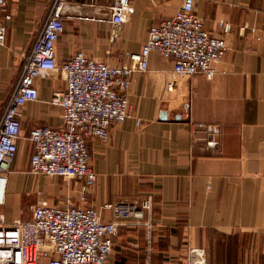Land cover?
<instances>
[{"label":"crops","instance_id":"crops-1","mask_svg":"<svg viewBox=\"0 0 264 264\" xmlns=\"http://www.w3.org/2000/svg\"><path fill=\"white\" fill-rule=\"evenodd\" d=\"M51 1L9 4L11 20L0 44V119ZM183 1L132 0L127 21L112 41L107 19L115 0H69L65 31L56 45L58 62L83 50L111 65L129 63L150 28L174 16ZM194 12L211 34L227 40L226 55L214 63L216 75L176 79L169 90L172 62L153 54L149 71L135 76L130 91L141 126L130 118L111 128L107 142H89L98 175L89 201L101 208L152 198L150 245L142 234L133 242L142 252L136 264L147 257L161 264L166 251L182 264L193 246L206 250L208 264H264V0H194ZM221 22L230 25L228 33ZM36 85L39 99L22 110V137L11 172L30 169L28 136L34 127L63 124L51 99L65 89L64 74L52 72ZM105 217L110 220V213Z\"/></svg>","mask_w":264,"mask_h":264},{"label":"built area","instance_id":"built-area-1","mask_svg":"<svg viewBox=\"0 0 264 264\" xmlns=\"http://www.w3.org/2000/svg\"><path fill=\"white\" fill-rule=\"evenodd\" d=\"M10 2L0 0L1 45L6 41L11 20L7 11ZM69 6V0L51 1L0 119V207L6 204L8 174L19 151L22 110L28 103L38 101L37 80L55 71L65 77V89L55 92L51 99L61 109L63 124H42L30 131V172L76 180L83 206L67 203L60 207L41 201L26 222H7L0 215V264H107L121 226H146L151 236V197L138 204L106 203L101 208L89 201L98 180L90 162L89 142H107L111 128L130 118L141 126L143 120L135 115L130 91L135 76L149 71L153 54L172 62L174 79L168 83L171 90L176 79L195 75L214 78V63L222 60L228 50L226 38L211 34L194 12V0H184L174 16L150 28L141 50L129 54V63L111 65L83 50L59 63L56 45L64 34ZM131 6L132 0H115L110 7L107 20L112 24V41L118 38L119 27L127 21ZM219 26L229 32L227 23ZM194 126L206 129L203 124ZM209 143L213 147L217 144L214 138ZM106 213H110V220ZM146 264H150L149 258ZM183 264H208L206 250L190 248Z\"/></svg>","mask_w":264,"mask_h":264},{"label":"rangeland","instance_id":"rangeland-1","mask_svg":"<svg viewBox=\"0 0 264 264\" xmlns=\"http://www.w3.org/2000/svg\"><path fill=\"white\" fill-rule=\"evenodd\" d=\"M24 160L27 164L28 153ZM78 190L79 182L76 180L32 174L28 165L22 170H14L13 168V171L10 174V181L8 179L6 204L0 207V215H3L7 222H11L15 219H21L26 222L31 219L34 207L41 201H46L49 205H64L71 203L75 206H83L80 199V191ZM141 228L145 231L141 230ZM141 234L144 239H146V246L147 242L150 244L151 236L147 234L146 226H121L115 237L113 251L107 264H118L120 262L124 264H136L137 261H139V255L142 252L135 251L138 246L133 242L135 240L137 242V239H140L139 237H141ZM193 247L187 248L188 251ZM148 249H150L149 246ZM147 252L149 253L150 251L147 250ZM147 258L145 256V259ZM174 258L175 256L170 255V253L166 251L161 264H176L173 262ZM146 263L145 260L143 264ZM152 263L153 262L151 261L150 264ZM140 264H142V262ZM177 264L179 263L177 262Z\"/></svg>","mask_w":264,"mask_h":264},{"label":"water","instance_id":"water-1","mask_svg":"<svg viewBox=\"0 0 264 264\" xmlns=\"http://www.w3.org/2000/svg\"><path fill=\"white\" fill-rule=\"evenodd\" d=\"M163 115L165 116L166 115V112H163ZM163 119H165V117H163Z\"/></svg>","mask_w":264,"mask_h":264},{"label":"trees","instance_id":"trees-1","mask_svg":"<svg viewBox=\"0 0 264 264\" xmlns=\"http://www.w3.org/2000/svg\"><path fill=\"white\" fill-rule=\"evenodd\" d=\"M118 264H124V263H121V262H120V263H118Z\"/></svg>","mask_w":264,"mask_h":264}]
</instances>
